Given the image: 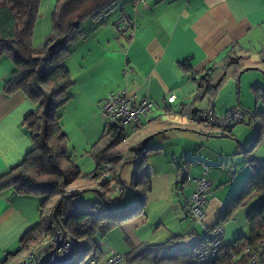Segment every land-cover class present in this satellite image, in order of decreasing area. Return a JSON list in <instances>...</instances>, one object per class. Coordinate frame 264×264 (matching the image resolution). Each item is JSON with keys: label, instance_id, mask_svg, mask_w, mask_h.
I'll return each mask as SVG.
<instances>
[{"label": "crops", "instance_id": "crops-1", "mask_svg": "<svg viewBox=\"0 0 264 264\" xmlns=\"http://www.w3.org/2000/svg\"><path fill=\"white\" fill-rule=\"evenodd\" d=\"M54 3L55 0L50 7V16ZM123 17L134 21L133 36L129 37L127 31H117L116 26ZM81 29L86 37L71 44L65 65L73 80L70 102L77 104L75 115L80 123H84L80 132L84 133L81 137L87 139V145L91 146L105 128L100 111L108 92L135 94L154 101L153 118L159 116L161 119L166 118L161 99L173 92L176 100L172 106L181 112L172 119L182 126L170 129L207 136L206 140L195 145L179 148L177 155L186 164L185 176L180 180L176 174L173 179L172 173H167L166 187L163 183L157 191L152 180L144 213L107 233L102 239L101 258L110 248L126 255L131 246L142 243L161 245L174 236L177 239L171 247H188L202 240V227L194 223L188 211L195 184L187 176L194 178L204 174L211 183L204 218L205 225L211 226L219 221L225 204L246 178L248 160L264 158H257L254 152L245 153L237 172L238 167L230 164L232 161L236 164L234 155L239 153L234 143L220 150H212L208 146L211 138L215 137H238L246 145L248 136L234 128L221 135L218 130L209 134L183 125L188 124L190 112L206 108H213L218 113L232 108L247 109L255 123L257 119L253 113L259 111L264 114V103L256 101L252 92L253 86L264 87V61H261L264 58V0H119L99 19H86ZM231 46L239 55L248 56L255 66L243 70L238 81L226 80L213 98L197 96L195 79L206 73L202 71L209 67L217 69L213 75L218 76L222 59ZM13 68L9 58L1 56L0 174L19 163L33 147L29 133L22 125L24 117L33 110V104L22 92L10 95L4 92V81ZM65 133L68 144V133ZM68 149L80 171L88 173L82 171L80 159L74 156L69 144ZM171 159L176 163L174 155ZM220 161L221 166L215 164ZM165 164L168 166L171 162ZM170 180H174L176 193L169 187ZM120 197L119 208L123 209L135 204L137 198L133 191L125 196L124 190L122 195L115 192L111 198ZM39 198L15 194L11 189L0 193V263L7 254L18 250L20 238L39 221ZM153 200L165 202L175 228L164 227L160 220L156 226L148 227ZM73 201L78 208H87L95 202L102 204L100 194L95 191L79 193ZM157 206L160 207L159 204ZM161 228L167 230L163 242L158 240ZM112 234L114 238L108 245L106 239ZM136 263L143 262L131 264ZM122 264L128 263L124 261Z\"/></svg>", "mask_w": 264, "mask_h": 264}, {"label": "trees", "instance_id": "trees-1", "mask_svg": "<svg viewBox=\"0 0 264 264\" xmlns=\"http://www.w3.org/2000/svg\"><path fill=\"white\" fill-rule=\"evenodd\" d=\"M118 1L55 0L50 16L51 32L43 46L35 49L33 32L41 0H0V58L6 56L14 67L4 81V92L8 95L22 92L34 106L22 121L33 147L19 163L0 174V193L11 189L15 194L41 196L39 221L20 238L18 250L7 254L0 264L16 262L29 249L50 236L49 215H53L73 238L81 241L79 259L84 260L93 253L101 258L102 239L107 233L145 211L147 196L152 188L147 162L150 153L160 148H148L146 145L142 149V146L148 136L182 126L172 119L181 110L174 109L173 113L166 111L165 119L159 116L152 118L141 128L126 133L117 126L104 128L100 137L89 147L88 154L94 168L88 173H82L74 162L61 123V110L72 96L70 90L73 85L65 65L70 55L68 46L86 37L81 29L86 19H99ZM253 66L254 62L248 56L239 55L231 46L222 59L218 76L213 75L217 69L209 67L202 71L206 73L195 79L197 96L213 98L226 80L231 78L238 81L240 73ZM252 92L256 101L264 103V87L253 86ZM253 115L257 119L256 129L259 133L264 124V114L256 111ZM183 126L209 134L217 131L202 123ZM229 131L220 130L218 133L224 135ZM258 137L259 134L246 143V153L249 154L256 146ZM131 159L136 160V168L127 185L121 181L120 171ZM106 166L109 168L105 169ZM248 167L246 178L225 204L219 219L224 224L238 207L244 206L255 195L257 201L246 214L250 228L248 236H239L231 243L222 244L215 254L204 260H199L198 255L206 247L205 238L188 247H171L177 239L174 236L161 245L142 243L131 246L125 261L129 264H228L232 251L264 238V159L251 158ZM104 174H108L106 181L102 180ZM123 186H128L136 194L134 206L124 212L109 210L112 195L118 187L124 189ZM64 189H78L79 192L65 194ZM88 191L98 192L102 204L95 202L87 208H78L73 199L79 193Z\"/></svg>", "mask_w": 264, "mask_h": 264}, {"label": "built area", "instance_id": "built-area-1", "mask_svg": "<svg viewBox=\"0 0 264 264\" xmlns=\"http://www.w3.org/2000/svg\"><path fill=\"white\" fill-rule=\"evenodd\" d=\"M135 23L129 17H123L116 29L119 33L127 31L128 36L134 35ZM176 100L175 94L171 92L161 99L162 110L165 113H173ZM156 103L148 98H140L135 94H119L108 92L101 105V116L105 120V128L117 126L123 133L141 128L153 118V108ZM244 120V111L240 108H232L224 113H218L213 108L197 110L187 115V121L194 124L202 123L216 128L218 131L231 129ZM109 167L106 166L105 169ZM194 181L188 211L194 223L200 225L203 230V238L206 247L198 255L199 260L211 257L223 244V224L219 221L211 226L204 223L205 208L211 183L204 176L189 177ZM103 181L108 180V174H104ZM123 188L118 187L116 193L122 195ZM65 194L78 193V189H64ZM51 228L50 236L35 248L29 249L17 262L13 264H122L125 255L114 248H110L104 258H98L91 254L86 259L80 260L82 251L80 240L73 238L56 221L53 215L48 217ZM228 264H264V238H260L253 245H247L242 249L231 252Z\"/></svg>", "mask_w": 264, "mask_h": 264}, {"label": "rangeland", "instance_id": "rangeland-1", "mask_svg": "<svg viewBox=\"0 0 264 264\" xmlns=\"http://www.w3.org/2000/svg\"><path fill=\"white\" fill-rule=\"evenodd\" d=\"M53 2L54 0H41L37 23H36V27H34L35 31L33 32V38H34L33 46L36 49H40L43 46V43L46 39L44 36H48L47 34H50L51 32L49 16H50V11H51L50 7H51V4H53ZM46 25L48 26V29ZM43 33H45V35ZM72 43L69 44L68 46L69 49H71L70 47ZM250 96H251L250 99L254 102L253 96L251 94ZM238 97H240V90H239ZM70 100L71 98L65 104L64 108L61 110L62 129L68 133L69 147L71 151L74 153V156L80 159L82 171L89 172L94 165L92 158L87 153L90 145H87L85 143V142H88L86 141L87 140L86 138L85 140L81 137V135H84V133L80 132V126L81 124H84V123H80L78 121V118H76L75 112H76L77 104L71 103ZM233 128L236 131H239L240 133L244 134L246 137L248 136L249 138L248 141L255 139L259 134V137H258L259 139L257 141L256 146L249 153L254 152L253 154L257 158H264V124H262L261 130L258 133L256 129V123L253 121L252 117L248 113L244 112L243 122L235 125ZM186 133L187 132H183L180 130L168 129V130H163L155 134L149 139L147 143L148 148H153V147L160 148V150L150 153L151 155L149 156L148 162H147L149 174L151 176V179L155 183L156 191L161 188L160 185L163 183H164V186L166 187L165 182H166L167 173L171 172L173 179L175 178L176 174L178 175L180 180L185 176L186 171H187L186 164L185 162H182L180 157L177 155L179 148L185 145L192 146L201 140L207 139V136H204V135L194 134V133L186 134ZM231 143L232 144L234 143L237 146L239 153H236L234 155V158H236L235 159L236 164L235 163L233 164V161L230 164L231 166L236 165V167H238L237 172H239V168L241 167V161H243L245 158L244 156L246 153L245 150L248 148V146H245L244 143L240 142L238 137L211 138L208 148L212 150H220L221 148H227V145ZM173 155L176 158L175 160L176 163H173L171 161L172 160L171 158ZM167 161L171 162V164L168 166H166L165 164ZM215 164L216 165L219 164V166L222 165L221 161L220 163L217 162ZM177 167H179V169ZM135 168H136V165L134 162L126 161V163L122 166L121 171H120V179L123 183L128 185L131 175L133 174ZM173 182L174 180H170L169 187L172 191L176 193L177 192L176 185ZM128 193H131V190H129L126 186H124L125 196ZM37 197H40L39 199L41 200V196H37ZM156 198H160V197L156 196ZM120 201H121V197L118 199L110 200L109 201L110 208L113 211L123 210V208H119L120 206L119 204L121 203ZM256 201H257V197L255 195L252 196L244 206L238 207L233 213V215L226 222H224L223 244L231 243L239 236L249 235L250 228H249V225L246 219V214L248 210L250 209V207L256 203ZM157 204H159L160 207H158ZM164 204L165 202H161V200L159 203H157L155 200L151 202L150 204L151 212L149 214L150 219H149L148 227L151 228L152 226H156L157 222L160 220L161 222L164 223V227L171 226L175 228L176 224L174 223V220L171 219L169 216L170 210L168 207L165 208L166 204L165 205ZM183 210L186 215L187 211L184 208ZM187 216H188L187 219L190 221V217L188 213H187ZM165 231L167 232L165 228L160 229V232H159L160 235H158V240H160L159 242H163V240L166 238V235L164 234L166 233ZM113 238H114L113 234L110 237H107L106 242L108 245L111 244L110 239H113ZM142 264H149V263L143 262ZM171 264H174V263H171Z\"/></svg>", "mask_w": 264, "mask_h": 264}, {"label": "water", "instance_id": "water-1", "mask_svg": "<svg viewBox=\"0 0 264 264\" xmlns=\"http://www.w3.org/2000/svg\"><path fill=\"white\" fill-rule=\"evenodd\" d=\"M241 74V73H240ZM244 110V112H246V113H248V114H251V111L250 110H247V109H243ZM151 138V136H148L147 137V139H146V141L144 142V144H143V146H142V149L147 145V143H148V141H149V139ZM128 161H131V162H135L136 160L135 159H131V160H128ZM129 190H130V188L128 187V186H126ZM132 206H134V205H131V206H129L128 208H125V209H123V210H121V211H126V210H128V209H130ZM109 210H111V208H108Z\"/></svg>", "mask_w": 264, "mask_h": 264}]
</instances>
